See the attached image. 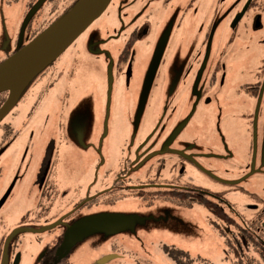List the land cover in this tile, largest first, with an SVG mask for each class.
<instances>
[{
    "label": "rangeland",
    "instance_id": "obj_1",
    "mask_svg": "<svg viewBox=\"0 0 264 264\" xmlns=\"http://www.w3.org/2000/svg\"><path fill=\"white\" fill-rule=\"evenodd\" d=\"M241 1L221 0L220 7L209 14L206 8L215 0L194 3L193 6H200L201 12L195 35L189 23L191 14L177 10L185 7L186 2H177L176 9L170 10L165 0H113L100 19L50 69H59L63 60L70 57L71 49L79 47L84 39L91 43L106 34L109 25L121 31L120 41L117 40L121 47L134 39L130 57L133 60L120 69H113L110 98L109 76L103 69L89 72L81 59L82 65L73 67L72 76L65 71L44 79V85L53 78L60 84L48 99L39 95V86H29L17 100L2 123V127L9 125L12 132L0 128L3 138L0 141L5 144V153L0 158V171H3L0 198L14 175L21 173L24 177L14 187L4 217L12 222L24 210L33 208L36 176L40 167L49 166L48 182L56 202L63 201L65 205L67 201L94 199L98 192H105L102 198L106 204L83 214H89L87 219L106 216L117 223L115 228L92 229L82 234L74 240L68 257L64 256L62 244L56 257L62 263L97 264L114 254L118 258L105 264H183L172 258V251L169 252L172 247L190 254L191 263L184 259L185 264H228L223 261L226 248L210 223L208 210L198 205L183 207L166 198L150 203L147 200L151 198L150 193L137 197L127 189L141 179L161 182L172 178L171 170L176 174L179 168L185 167L188 170L181 181L222 189L241 214L250 213L251 205H259L264 200V0L247 13L230 43L228 27ZM27 11L25 0H0V60L15 50ZM257 14L262 21L254 29L253 18ZM170 16L176 20L183 17L184 27L172 34L135 131L140 90L159 35ZM136 26L144 36L141 39L133 37ZM42 30L39 27L30 32L26 30L22 42L34 39ZM235 54V58L228 60ZM197 55H200L198 63L195 62ZM249 56L250 62L246 60ZM76 61V65L81 64ZM222 62L227 65L226 78L211 77L214 65ZM190 67L194 72L205 70L200 80L192 77L195 74L184 75ZM87 73H90L88 80ZM194 80V87L199 81L200 92L208 91L198 101L192 93L188 97L187 92ZM245 82L259 84L249 92L238 87ZM250 93H256L257 100ZM183 97L179 106L177 101ZM246 98L252 100L251 117ZM223 127L231 128L238 138L229 143L224 141L225 144L224 135L229 131ZM194 147L202 153L197 162L207 161L206 166L213 164L215 172L219 167L224 171L229 169L226 182H231L214 186L200 171L191 170L188 162L182 164L177 152L189 153ZM190 152L198 154L195 150ZM125 160V180L120 185L124 190L110 193L108 190L117 180ZM122 193L128 197L112 201ZM11 210H15L13 215ZM94 213L100 215L94 216ZM28 238V246L32 244L35 249L36 245L31 243L35 238Z\"/></svg>",
    "mask_w": 264,
    "mask_h": 264
},
{
    "label": "flooded vegetation",
    "instance_id": "obj_2",
    "mask_svg": "<svg viewBox=\"0 0 264 264\" xmlns=\"http://www.w3.org/2000/svg\"><path fill=\"white\" fill-rule=\"evenodd\" d=\"M18 1V0H17ZM27 1V9L28 11L25 14V17L23 19V22L20 25L21 30L22 26L24 25L25 18L28 16L31 11L34 10V6L37 4L38 7L35 13L29 18V21L27 23L26 29L28 32L35 29L36 27L39 28H46L48 24H51L52 22H56L57 19H59L61 16L65 15L68 10L73 8L79 0H25ZM154 1V0H153ZM199 0H165V5L167 9L175 10L177 2H186L185 7L178 8L177 10H184L185 13L191 14V20L189 21L190 25L192 26V30L195 33V35L198 34V31L196 30V22L198 18V14L200 12V6H193L194 3H198ZM216 2H213L212 5L208 4L207 14L210 12H215V9L220 7V1L221 0H215ZM263 0H242L241 3L236 7L235 10V16L231 18L232 24L228 27V41L232 43L234 39L236 38V33L242 24V20L245 18L247 13L249 11L258 8L262 4ZM151 5V3H150ZM247 11L242 14L243 9L245 6H247ZM233 12V11H232ZM231 12V15H232ZM242 14V15H241ZM140 17V16H139ZM176 17L170 16L166 19V23L164 26V29L162 31V34L166 32V30H169V40L167 42V45L172 37V34L177 29H181L184 27L183 24V17L180 20H176ZM253 27L254 29H257L261 25V15L257 14L253 18ZM136 25V24H135ZM134 25V27H135ZM110 30L108 29L106 34L102 35L100 38H96L93 42L89 43L88 39H84L79 47H75L74 49H71L69 52L70 57H66V59L63 60L62 65L57 70H52L51 67H48L47 70L42 72L38 78H36L30 86H39L38 91L39 95H43L45 99H48L49 94H51L54 91L55 86H60V84H57L56 78L49 79L48 85H44V79L48 78L50 75L53 74V76H58V73L63 74L65 71H69L72 76V69L73 67H79L82 65L86 66V69L91 72L92 70L103 69L106 74L109 76L108 82H109V98L112 94V86H113V78H112V71L113 69H120L124 64H130V62L133 60L131 59V54L134 47V39H131L126 45L124 44L123 47H121L119 42V36H121V31L119 32L115 25H109ZM134 36L136 39L143 38V34L140 32L139 27L136 26L134 28ZM147 30L145 31V34H147ZM21 33V31H20ZM159 39L162 37L161 34L159 35ZM201 37L199 34L198 37ZM20 37V34H19ZM120 41V40H119ZM17 46L15 50L11 53H6V56L0 60V63L3 62L8 57L15 54L18 46H19V39L17 40ZM158 43V42H157ZM21 48V47H20ZM83 57L81 58V56ZM233 56L229 57L228 60H232L235 58ZM60 58V57H59ZM226 58V57H225ZM84 61H82V60ZM79 60L81 63L80 65H76L77 61ZM200 60V55H197L195 57V62L198 63ZM250 62L251 56L246 58ZM162 63V61H161ZM160 63V64H161ZM219 63V62H218ZM215 64L214 68L210 71V76L214 78H218L221 80H224L223 78H226L227 74V65L226 63ZM55 65V63L53 64ZM192 66V65H191ZM160 67V65H159ZM158 67V68H159ZM110 68V69H109ZM193 67H190V69L184 73L187 77L190 76V74H195L194 78H198L200 80L201 74L205 71L204 69H201L198 72H194ZM148 69V68H147ZM160 69V68H159ZM158 69V71H159ZM148 71V70H147ZM157 71V73H158ZM57 72V73H56ZM147 74V72H146ZM90 77V73H87L86 80H88ZM146 77V76H145ZM144 77V79H145ZM157 74L155 76L156 81ZM191 78V77H190ZM189 78H186L188 80ZM61 80V79H60ZM130 78H128V81ZM154 81V83H155ZM60 82V81H59ZM145 81L143 82L144 85ZM153 83V84H154ZM196 83V80H194L191 83L190 90L188 92V97L193 96L196 101L200 100L201 98L208 93V91L200 92L198 85L199 81L197 83V86L194 87ZM259 83H256L258 85ZM143 85L141 87L140 92V98L142 95V89ZM253 83L245 82L244 84H241L238 86L242 89H247L250 91H253L256 89V86ZM153 86V85H152ZM237 88V90L239 89ZM29 87L27 88V90ZM27 90L24 92V94L27 92ZM151 90V89H150ZM151 92V91H150ZM213 92V91H212ZM211 92V93H212ZM192 93V94H191ZM202 93V94H201ZM257 93V92H256ZM256 93H250L251 97H254V100H257ZM23 94V95H24ZM258 94V93H257ZM22 95V97H23ZM150 95V93H149ZM5 98L0 101V107L6 102L7 94L4 95ZM185 97V95H184ZM183 98L178 100L179 106L183 103ZM209 102L212 101V99L208 100ZM246 106L249 108V116L250 110L252 111V108H250V101L251 99L247 100L246 98ZM208 102V103H209ZM1 109V108H0ZM138 110V109H137ZM137 113V112H136ZM137 116V115H136ZM239 118V117H238ZM250 119V118H249ZM5 120V119H4ZM4 120L0 123V128H7L9 132L11 130V127L9 125L3 126L2 123ZM140 125V124H139ZM224 125L229 126L226 122ZM139 127V126H138ZM228 129L229 133L224 135L226 143H229L230 141L237 139L238 136L233 133L231 128L223 127L224 129ZM138 130V129H137ZM136 131V127H135ZM178 132V131H177ZM176 132V133H177ZM5 136V135H4ZM3 136V137H4ZM3 140L2 135H0V140ZM223 139V138H222ZM224 142V143H225ZM225 143V144H226ZM4 143L0 141V158L5 153V147ZM177 150V149H173ZM198 152L193 153L190 151ZM189 153L183 151L181 154L177 152L176 155H178L179 161L183 163H189L191 170H198L203 175L207 176L212 184L214 186H226L229 182H226V174L230 172L229 169L227 171H224L223 167H219L217 171L215 172L213 170V164H209V166H206L205 162L207 161H198V157H201L200 154L201 151L198 150L196 147L191 148ZM173 153H175L173 151ZM200 153V154H199ZM126 160L123 162L122 170L118 173V178L115 181V183L112 185V187L108 190L110 193H116L120 190H124L120 185L122 184L123 174L126 172ZM208 163V162H207ZM244 169H246V166L244 167L241 165ZM49 166H42L39 169V172L36 176V188H35V194L36 197L33 201V208L28 209L27 211L24 210L22 215L17 219L16 217L14 221L10 222L4 217L3 213L8 208V200L11 196V193L14 189V187L17 185V183L23 179L24 175L17 174L14 175L11 178L10 186L9 188L1 195L0 198V264H71V262L68 263H62V260H58L56 257L58 253L61 250V246L65 247V253L64 256L68 257L71 253V250L74 248V240L80 238L82 235H79L78 237H75L72 235V231L75 229L74 227L77 225V223L87 219V216H84L83 212L98 208L100 205L106 204L105 200L102 198V196L105 194V192H98V195L94 199L90 198H82L77 199L76 201H67L64 202H56L54 199V194L51 191L48 178H49V172H48ZM241 168V169H243ZM185 167L179 168L178 172H174V169L172 171V178H167L165 180H162L161 182H158L156 180H139L138 184H134V187L128 188L129 194L137 197H146V194L150 193L151 198H148L150 203H153L155 199H170L172 201H176L183 207H193V206H200L210 213V223L213 227V229L216 230L219 238L223 240L224 247L226 248L225 256L223 258V261L227 262L228 264H264V200H261L259 205H251L249 208L250 213L244 215L237 211V207L234 203H232V200L230 197L227 196L226 192L222 189H215L208 186H198L191 184L189 182H183L181 181L184 177V174L186 172ZM3 171H0V176ZM16 176V177H15ZM125 180V179H124ZM184 183V184H183ZM12 189L10 190V188ZM10 190L9 196L7 199L3 200L5 198L6 194ZM107 191V190H106ZM128 197L126 195L119 194V196H116L112 201L120 200V198ZM65 198V196H64ZM15 210H11L10 214H14ZM94 216H99L100 213H94ZM36 234V235H33ZM33 237L35 238L34 241H31V243L35 244V249H33V246H28L29 238ZM37 236V237H36ZM46 237V238H45ZM45 238V239H44ZM168 248V247H167ZM172 247H169V252L172 251V258L177 262L179 256L189 259V253L184 252L179 249H171ZM70 249V251L68 250ZM168 250V249H167ZM171 250V251H170ZM179 253V254H178ZM179 256H178V255ZM105 258V257H104ZM103 259L99 260L97 264H105L107 262H102ZM139 264V263H137Z\"/></svg>",
    "mask_w": 264,
    "mask_h": 264
},
{
    "label": "water",
    "instance_id": "obj_3",
    "mask_svg": "<svg viewBox=\"0 0 264 264\" xmlns=\"http://www.w3.org/2000/svg\"><path fill=\"white\" fill-rule=\"evenodd\" d=\"M113 0H79L67 13L57 21L48 26L46 31L36 36L35 39L22 42L29 18L35 13L39 4L34 6V10L25 18L19 37V46L12 56L0 63V95L7 94L6 102L0 107V123L13 106L20 100L30 84L38 76L56 63L60 56L67 52L69 47L78 40L79 36L85 33L90 25L100 19L106 10L111 6ZM247 6L242 11L244 14ZM241 14V15H242ZM169 30L164 32L156 44L153 59L150 62L142 89L140 104L135 120L136 131L143 111L147 105L150 89L155 81L158 67L163 59L169 40ZM28 39V38H27ZM21 47V48H20ZM12 187L10 188V190ZM10 190L6 194L5 200L9 196ZM115 220L106 216L85 219L74 227L72 235L78 237L92 229H110L116 227ZM118 258L117 255L105 257L102 262L112 261Z\"/></svg>",
    "mask_w": 264,
    "mask_h": 264
},
{
    "label": "trees",
    "instance_id": "obj_4",
    "mask_svg": "<svg viewBox=\"0 0 264 264\" xmlns=\"http://www.w3.org/2000/svg\"><path fill=\"white\" fill-rule=\"evenodd\" d=\"M55 22H52L51 24H48L47 26H46V28L48 27V26H50V25H52V24H54ZM46 28H43V30L41 31V32H39L36 36H38V35H40L41 33H43L44 31H46ZM36 38V37H35ZM32 39V38H31ZM30 39V40H31ZM2 96H4V95H0V98L2 97ZM0 101H2V100H0ZM179 254V253H178ZM177 254V255H178ZM179 256V255H178ZM179 258L180 259H178V261H180L181 260V262H183V264H185L184 263V259L185 258H183V257H181V256H179ZM187 262H189V263H191V260H190V258L187 260V259H185ZM207 264V263H206Z\"/></svg>",
    "mask_w": 264,
    "mask_h": 264
}]
</instances>
